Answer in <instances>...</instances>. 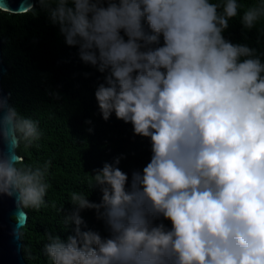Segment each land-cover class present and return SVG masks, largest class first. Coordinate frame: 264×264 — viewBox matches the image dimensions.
Listing matches in <instances>:
<instances>
[{
	"label": "clouds",
	"instance_id": "obj_1",
	"mask_svg": "<svg viewBox=\"0 0 264 264\" xmlns=\"http://www.w3.org/2000/svg\"><path fill=\"white\" fill-rule=\"evenodd\" d=\"M39 3L81 61L103 74L95 91L103 120L114 113L151 142L142 172L129 177L118 157L90 174L100 202L71 194L73 210H58L67 235L44 234L49 264H264V63L223 35L237 0ZM23 11L35 15L31 5ZM262 18L264 0L240 22L251 30ZM41 135L0 97L8 148L0 195L21 209L45 206L50 188L51 162L32 166L17 151ZM84 210H94L106 236L88 228ZM15 220L21 238L27 216Z\"/></svg>",
	"mask_w": 264,
	"mask_h": 264
},
{
	"label": "trees",
	"instance_id": "obj_2",
	"mask_svg": "<svg viewBox=\"0 0 264 264\" xmlns=\"http://www.w3.org/2000/svg\"><path fill=\"white\" fill-rule=\"evenodd\" d=\"M222 4L223 0H210ZM238 15L229 21L223 33L234 44L256 49L264 63V18L251 30L241 24L243 12L260 0H237ZM33 12L11 14L0 10V40L3 60L8 67L2 87L8 93L9 106L38 122L42 133L38 141L17 149L25 163L32 166L51 162L50 184L45 206L25 209L28 221L22 228V252L28 264H49L43 248L46 231L66 236L63 214L71 212V194L82 192L100 202L98 188L91 189L94 170L122 157L118 167L131 177L150 162V139L135 136L131 124L117 120L115 114L104 121L95 91L104 76L79 58L78 47L68 46L58 25H53L47 9L35 0ZM222 10V9H220ZM162 43V39H161ZM91 121V123H86ZM89 129H92L89 132ZM81 217L89 229L106 236L102 221L94 210ZM170 226V222H165Z\"/></svg>",
	"mask_w": 264,
	"mask_h": 264
},
{
	"label": "water",
	"instance_id": "obj_3",
	"mask_svg": "<svg viewBox=\"0 0 264 264\" xmlns=\"http://www.w3.org/2000/svg\"><path fill=\"white\" fill-rule=\"evenodd\" d=\"M30 5L34 6L35 0H0V6L9 9V11H1L11 14L27 13L23 9ZM7 72L8 67L3 60L2 43L0 40V97L6 100L9 105L8 93L2 87V80ZM7 151V145L0 142V152L6 153ZM21 211L27 216V223L28 213L25 209L17 206L15 197L0 195V264H28L23 256L22 240L15 234V217Z\"/></svg>",
	"mask_w": 264,
	"mask_h": 264
}]
</instances>
